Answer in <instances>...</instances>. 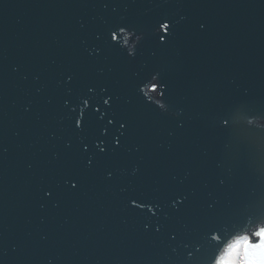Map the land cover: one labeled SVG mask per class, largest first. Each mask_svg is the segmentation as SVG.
I'll return each mask as SVG.
<instances>
[{
    "label": "water",
    "instance_id": "95a60500",
    "mask_svg": "<svg viewBox=\"0 0 264 264\" xmlns=\"http://www.w3.org/2000/svg\"><path fill=\"white\" fill-rule=\"evenodd\" d=\"M161 12L186 18L163 52L146 39L134 60L88 55L109 27L147 28ZM157 70L173 104L166 115L137 91ZM88 87L97 101L106 87L117 119L129 122L123 148L91 170L80 148L94 155L96 122L75 132L63 103ZM234 105L243 106L235 128L214 126L212 115ZM117 129L102 137L109 148ZM69 172L80 176L75 192L63 183ZM176 191L191 194L181 214L169 207ZM139 193L157 196L169 214L160 234L129 209L128 196ZM217 198L220 208L264 204V0H0V264H188L184 243L197 238L202 204ZM237 228L225 226L215 260L248 235Z\"/></svg>",
    "mask_w": 264,
    "mask_h": 264
},
{
    "label": "snow or ice",
    "instance_id": "6c2138e0",
    "mask_svg": "<svg viewBox=\"0 0 264 264\" xmlns=\"http://www.w3.org/2000/svg\"><path fill=\"white\" fill-rule=\"evenodd\" d=\"M107 7V5H105ZM184 16L180 19L175 18L174 13L161 12L152 18L147 28L143 25H131L128 23H117L107 29V39L103 47L96 46L91 50L86 49L89 56L105 55L113 52L120 53L126 60H134L139 54V48L143 41L149 39L154 47L163 52L168 49L177 38L178 31L181 28V21L185 20ZM200 30H204L206 25L200 23ZM131 37V40L128 37ZM123 42H122V39ZM97 40L102 39L100 34L95 37ZM73 74L67 76V82L71 83ZM143 86V87H142ZM145 87L147 91H145ZM105 93L102 100L97 101L89 93L94 92L93 87H88L87 92L76 97V103L73 104L69 100H64V105L69 110V119L72 122V128L77 133H83L89 129L94 118L97 135L91 147L95 148L93 156H87L90 151V146L87 143L81 145L80 154L83 159V167L93 169L109 155H115L123 148V139L129 127L127 119H117V113L113 108V95L108 92L106 87L101 89ZM137 91L141 94L143 102L153 108L161 115L169 113L173 107L172 101L168 99V84L161 78V71L157 70L146 81L141 82L137 86ZM155 93L156 96L149 95ZM243 108L241 105H234L231 109L214 113L211 121L214 126L225 130L235 128L234 111L238 108ZM251 123V121H249ZM118 125V135H114L111 141V148L108 142L102 137H107L109 126ZM183 127V125H180ZM112 172L106 171V178L110 179ZM218 184L223 186L226 181L218 179ZM63 183L67 186L69 192H75L80 187V176L69 172L65 175ZM43 195L49 199L53 198L55 193L52 189H44ZM190 193L176 191L169 197V207L173 213H184L189 207ZM219 198L213 201H205L201 207V219L196 225L195 231L197 238L191 239L184 243V247L189 249L187 252L188 264H214L215 253L221 248L225 240V226L232 225L237 228V234L241 231L248 235L241 237V240L248 241L251 236L252 242L249 247H257L255 237L260 233L257 229H264V204H255L251 201L241 202L239 205L227 208L218 207ZM127 205L130 210L138 212L142 216H147L149 220L155 221L154 225L145 222L144 228L147 230L150 227L156 234H160L165 225L161 223V219L168 220L170 216L163 209L159 202V198L155 195L148 196L144 193L132 194L127 198ZM253 214L258 217V223L253 222ZM180 217L178 216L177 219ZM168 239L176 241L178 233L174 230L168 231ZM190 236L191 234H186ZM207 250V255L201 259L200 254Z\"/></svg>",
    "mask_w": 264,
    "mask_h": 264
},
{
    "label": "clouds",
    "instance_id": "9594fccd",
    "mask_svg": "<svg viewBox=\"0 0 264 264\" xmlns=\"http://www.w3.org/2000/svg\"><path fill=\"white\" fill-rule=\"evenodd\" d=\"M229 244L217 254L214 264H264V244L255 248L249 247L245 240Z\"/></svg>",
    "mask_w": 264,
    "mask_h": 264
},
{
    "label": "rangeland",
    "instance_id": "374dc122",
    "mask_svg": "<svg viewBox=\"0 0 264 264\" xmlns=\"http://www.w3.org/2000/svg\"><path fill=\"white\" fill-rule=\"evenodd\" d=\"M239 243V242H238Z\"/></svg>",
    "mask_w": 264,
    "mask_h": 264
}]
</instances>
